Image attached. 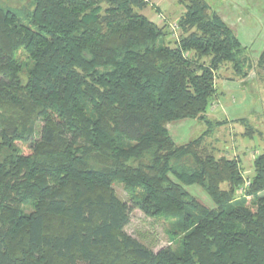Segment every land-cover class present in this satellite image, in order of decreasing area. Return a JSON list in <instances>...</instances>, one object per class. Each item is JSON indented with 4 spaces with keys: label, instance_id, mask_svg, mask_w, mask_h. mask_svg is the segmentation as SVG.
I'll return each mask as SVG.
<instances>
[{
    "label": "trees",
    "instance_id": "obj_1",
    "mask_svg": "<svg viewBox=\"0 0 264 264\" xmlns=\"http://www.w3.org/2000/svg\"><path fill=\"white\" fill-rule=\"evenodd\" d=\"M176 1L171 41L151 0H0V264H264V151L245 178L205 141L227 124L208 118L216 72L264 81V49L253 63L211 2ZM185 119L206 128L177 145ZM133 210L173 246L128 235Z\"/></svg>",
    "mask_w": 264,
    "mask_h": 264
},
{
    "label": "rangeland",
    "instance_id": "obj_2",
    "mask_svg": "<svg viewBox=\"0 0 264 264\" xmlns=\"http://www.w3.org/2000/svg\"><path fill=\"white\" fill-rule=\"evenodd\" d=\"M207 1L211 2L212 0ZM181 12L182 6H180L176 0H151V5L141 11V14L146 16L149 20L153 21L160 27H163L164 25L165 30L167 32H171V34H169V39L174 41L179 37V33L177 29H175V26H177V20ZM260 33L263 35L264 31ZM263 39L264 37L261 38V40ZM257 42H259L258 39ZM257 42H255V45ZM247 53L249 54L251 60L257 57V53L251 54L249 49H247ZM226 66L227 65L222 66L218 72H216L215 85L220 79H230L229 77H231V74L228 70H225ZM259 73L260 71L254 68L253 71L250 72V75H256L255 78L257 79V85H262L259 86L257 90L260 98V104H263V113L258 119H250V121H248L255 129L264 133V81L260 80V76L257 75ZM255 93L256 92H252L253 95ZM234 96L236 99H238V94H234ZM216 103L217 102L214 101V105L211 106V112L209 113L208 118L215 119L217 121H223L224 118L219 117V115H221V113L219 114L221 106L219 103H217V106H215ZM198 122H196L197 126L199 125L198 127L195 125L193 128L189 126L185 128V131L189 136V141L198 137L206 128L203 122ZM182 123L186 122H178V125ZM244 131V126L242 124L239 125V123L235 124V122L227 123L219 127L214 126L205 137V141L207 143L209 142L208 144L216 143V147H219L220 150L224 149L226 151L224 154L226 153L225 155L228 157H234L232 152H227L230 147L237 149L235 152L236 155L242 159L243 176L246 178L253 174L252 159L254 158V153H261L264 151V149L262 150V148H264V141L262 138H259L258 135L254 136L252 139L246 138L242 140L240 135ZM189 141L185 142L184 144L188 143ZM19 146L24 154L28 153V149L24 145L19 144ZM114 189L121 200L128 202V197L124 192L122 185L116 184L114 185ZM187 190L192 196L199 199L204 204L207 203L205 194L200 189L196 187H188ZM168 229L169 224L165 220L161 218L147 217L141 211L133 210L131 213L130 222L125 227V232L153 251H157L163 247L173 246L172 243L174 241H171Z\"/></svg>",
    "mask_w": 264,
    "mask_h": 264
},
{
    "label": "crops",
    "instance_id": "obj_3",
    "mask_svg": "<svg viewBox=\"0 0 264 264\" xmlns=\"http://www.w3.org/2000/svg\"><path fill=\"white\" fill-rule=\"evenodd\" d=\"M211 3L215 12L231 28L240 44L249 49L251 54L257 53L255 60H252L255 63L264 49V39L261 40L264 34L260 33L264 31V0H212ZM255 42H257L256 45ZM250 72L248 77L242 80L220 79L216 82L215 102L221 106L219 111L221 115H218L227 123L235 122L241 125L243 123L240 121L245 120L250 124V119L256 120L263 113V104H260L257 90L262 85H257L256 75L251 76ZM252 92L256 93L253 95ZM234 94H238V99ZM178 122L186 123L178 125ZM196 122L198 121L188 119L170 122L166 125V129L173 142L182 145L189 141L185 128L197 126Z\"/></svg>",
    "mask_w": 264,
    "mask_h": 264
},
{
    "label": "built area",
    "instance_id": "obj_4",
    "mask_svg": "<svg viewBox=\"0 0 264 264\" xmlns=\"http://www.w3.org/2000/svg\"><path fill=\"white\" fill-rule=\"evenodd\" d=\"M175 29H177V26H175Z\"/></svg>",
    "mask_w": 264,
    "mask_h": 264
}]
</instances>
